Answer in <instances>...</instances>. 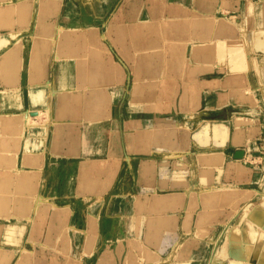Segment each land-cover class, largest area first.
Instances as JSON below:
<instances>
[{
    "label": "crops",
    "instance_id": "0c3cea01",
    "mask_svg": "<svg viewBox=\"0 0 264 264\" xmlns=\"http://www.w3.org/2000/svg\"><path fill=\"white\" fill-rule=\"evenodd\" d=\"M95 1L0 0V264H264V0H148L147 38L124 53L107 29L93 45ZM89 94L104 125L140 94L181 112L163 120L182 132L174 194L101 216L106 128L84 135L74 115Z\"/></svg>",
    "mask_w": 264,
    "mask_h": 264
},
{
    "label": "rangeland",
    "instance_id": "374dc122",
    "mask_svg": "<svg viewBox=\"0 0 264 264\" xmlns=\"http://www.w3.org/2000/svg\"><path fill=\"white\" fill-rule=\"evenodd\" d=\"M147 1L106 0L104 2L102 0L99 2L96 0L91 4L89 3L92 7L87 8L81 14V18L82 21L88 22L90 26L89 36L92 38L93 45L96 44V40L99 38V33L102 29H107L106 39L111 44L116 45L118 43L121 45L120 52L124 53L129 48L132 37L137 38L142 43V39H146L150 31L142 27V25L146 26L144 22L146 21L148 7L155 12L162 9V4L158 6L157 3L160 0H155V3L149 0L148 7ZM138 6L143 8L138 12L139 14L136 11V7ZM131 7H134V11H136L133 17L130 13ZM149 16L153 17V14L149 13ZM154 16L157 18L162 15L155 13ZM137 19L140 21L139 31L135 29V24H132V20ZM102 22L107 23L105 28L101 26ZM120 26L121 28H119ZM155 38H157V34ZM160 95L164 97L163 94H155L150 97L140 94L138 107L131 111H126L124 108L123 116L119 121L120 124L115 123L114 120L110 122L111 119H114V115L110 118L109 110L106 111L108 118L105 125L102 123L105 120L100 122V120L96 119V117H99V110L94 106L95 101H98L97 94H89L83 101V108L75 109V118L78 119V113L83 118V121H80L81 119L79 121L84 125V135L92 137L94 133H98L99 129L106 128L107 147L104 155L108 159V172L100 181L110 185V188L104 193L101 216L106 214L105 217L116 219L120 213L133 216L141 213L142 210L145 212L147 206L141 208L142 201L144 204L146 203V198L151 200L154 198V201L158 202V199L163 196L174 194L175 191H170L167 188L170 185L169 183H171L170 180L176 181L175 183H179L182 180V132L177 133L172 125H169L168 122H163L164 118H177L181 115V112L177 109L169 117V112L165 111V109L161 111L158 108L162 102L157 100L154 101L156 108L152 111L154 109L152 108L154 97H159ZM174 96L177 103L182 99V94L179 95L178 93ZM123 98L124 102L125 100L130 101V95H127V93H124ZM77 99L79 98L76 97L73 101L79 105L80 101ZM149 102L153 103L151 112L147 110ZM176 105L181 106V104ZM153 118H155V121L149 122L148 119L152 120ZM153 131L154 134L152 136ZM152 144L155 147L153 151L148 148ZM205 150L203 149L204 152ZM164 165L173 166L172 168L176 169V173L173 172L166 175V177L163 175V178L160 175L159 179L157 178L158 175L154 173L150 178L146 175L145 170L149 167H152V170H156L157 173L163 172ZM111 170H115V172L110 173ZM118 170L119 172H117ZM163 181L165 184H163ZM98 192L96 190V193ZM180 192L182 194V190ZM222 192L225 193V190L222 189ZM99 207V205H96V207L94 205L91 206V208L95 209ZM155 208L156 210L161 209L158 206H155Z\"/></svg>",
    "mask_w": 264,
    "mask_h": 264
},
{
    "label": "bare ground",
    "instance_id": "6f19581e",
    "mask_svg": "<svg viewBox=\"0 0 264 264\" xmlns=\"http://www.w3.org/2000/svg\"><path fill=\"white\" fill-rule=\"evenodd\" d=\"M259 6H260V5H259ZM259 11H260V10H259ZM252 20H253V19H252ZM253 22H254V21H253ZM214 40H215V39H214ZM227 45H228V44H227ZM214 46H215V45H214ZM220 46H221V45H220ZM220 46H219V47H220ZM224 50H225V49H224ZM228 50H229V49H228ZM204 51H205V50H204ZM263 51H264V50H263ZM209 52H210V51H209ZM204 53H205V52H204ZM206 53H207V52H206ZM211 54H212V53H211ZM211 54H210V55H211ZM237 54H238V53H237ZM237 54H236V55H237ZM239 54H240V53H239ZM241 56H242V55H241ZM214 57H215V56H214ZM203 61H205V60H203ZM230 64H231V63H230ZM156 66H157V65H156ZM235 66H236V65H235ZM224 70H225V69H224ZM116 75H117V74H116ZM218 129H219V128H218ZM216 131H217V129L215 130V132H216ZM221 137H222V136H221ZM221 137H220V139H221ZM218 138H219V136H218ZM208 155H210V154H208ZM210 156H211V155H210ZM217 157H218V156H217ZM203 159H204V158H203ZM204 160H205V159H204ZM201 200H202V199H201ZM199 201H200V200H199ZM203 204H204V202H203ZM247 214H248V213H247ZM246 216H247V215H246ZM247 219H248V218H247ZM240 240H241V239H240Z\"/></svg>",
    "mask_w": 264,
    "mask_h": 264
},
{
    "label": "water",
    "instance_id": "95a60500",
    "mask_svg": "<svg viewBox=\"0 0 264 264\" xmlns=\"http://www.w3.org/2000/svg\"><path fill=\"white\" fill-rule=\"evenodd\" d=\"M235 157H236V158H240V157H242V151H240V150H239V151H236V152H235Z\"/></svg>",
    "mask_w": 264,
    "mask_h": 264
}]
</instances>
